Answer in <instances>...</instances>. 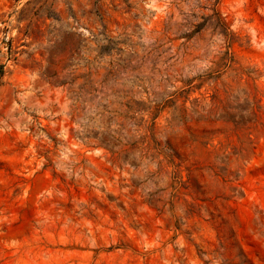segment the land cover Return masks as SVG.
<instances>
[{
    "label": "rangeland",
    "instance_id": "obj_1",
    "mask_svg": "<svg viewBox=\"0 0 264 264\" xmlns=\"http://www.w3.org/2000/svg\"><path fill=\"white\" fill-rule=\"evenodd\" d=\"M0 264H264V0H0Z\"/></svg>",
    "mask_w": 264,
    "mask_h": 264
}]
</instances>
